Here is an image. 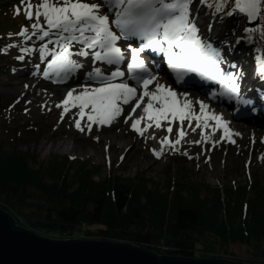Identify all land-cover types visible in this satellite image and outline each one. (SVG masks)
Returning a JSON list of instances; mask_svg holds the SVG:
<instances>
[{
  "label": "rangeland",
  "instance_id": "374dc122",
  "mask_svg": "<svg viewBox=\"0 0 264 264\" xmlns=\"http://www.w3.org/2000/svg\"><path fill=\"white\" fill-rule=\"evenodd\" d=\"M4 2L6 4H3ZM88 2L101 3L99 0H88ZM195 2L205 7L204 10L207 11L206 17H211L213 22H221L222 30H224L222 25H226L228 33L232 35L231 28L241 18H237L236 15L227 16L226 14L217 15L214 18L211 15L209 16L208 13V10H211V8L207 10L200 0H194L192 10L195 12L191 15V18L195 21L199 18L197 12L199 8L194 5ZM31 3L33 5L39 4L40 0H31ZM17 7L20 8L19 14L16 13ZM25 7L26 4L22 5L21 0H0V48H6L7 45L14 44L18 48L10 53L24 55V60L22 61L18 57H15V61L10 62V64H14L13 66L9 64L4 65V61L0 62L3 65L0 66V120L3 118V113L5 114V120H7L6 122L0 121V150L11 151L18 149L37 154L38 162H31L34 168H37L38 164L45 165L50 163L53 157L59 159L66 157L68 162V172L66 174H68L70 180H73L82 171V164L86 163L88 168L94 167L90 175L91 179L98 183L105 180L113 182L117 179L124 180L128 178L137 180L138 183L146 181V191L157 192L158 195L166 197L168 201H173L176 192L179 190H182V196L187 198L191 193L190 188L186 187L189 185H195L200 192V196L206 197L209 192H214V195H216V189L219 191L230 185L245 187L247 192L248 185L252 184L255 180L258 181L260 179L264 182V133H257L255 128L250 124L238 125V123H234L233 120L227 118L225 122H227L228 127L233 133H239V135H232L230 137L231 140L235 141L234 143L230 142L229 139H223L221 143L214 147L206 146L205 143H202L198 148L190 146L184 148L182 142L176 146L179 149L178 151L165 147L166 150L159 162L147 170L144 168V164L146 163V161L144 162V157L153 154V150H156V147L161 145L159 137L168 136L172 141L177 138L180 129L178 121L171 126L173 129L171 134L166 130L169 125L162 124V127L157 129L153 123L151 128H148L143 135H140L131 128L134 119L131 122L128 120V123L124 122L132 112L130 104L124 106L123 114L113 124H93L90 132L87 128V125L90 123L87 119V113L90 109H85L86 115L81 120V125L85 128L83 132L75 127V121L81 119L77 115L79 112L78 108H72L61 120L63 108H58L56 105L62 103L67 91L60 83L57 84L53 80L43 77V71L47 67L48 61L51 60V56L49 55L42 60L39 49L47 43V38L41 41L36 37H32L31 40L25 41L17 35L25 27L31 31V24L35 22V17H33V20L26 18L24 14ZM40 23L44 24L43 17L40 18ZM211 28V23H208L199 29L202 40L207 36L208 40L212 41L213 35L211 32L208 33ZM239 31L240 27L238 26L237 32ZM10 33L12 34L11 36H9ZM224 34L223 32L222 35ZM233 39H235L234 41H238V33ZM75 46L79 48L74 49ZM75 46L72 49L74 52L78 51L81 47L79 44ZM217 46L221 52L222 46L219 42ZM23 47L33 49V51L24 54L21 52V48ZM48 47L52 49L55 45L49 44ZM263 48L264 45L260 48V53L263 52L264 54ZM225 51L223 50V53ZM73 58L77 60L76 56H73ZM83 58L85 57L79 56L78 62L83 65L81 70L84 72H90L93 67H98V64L92 61L91 55L86 58L87 60L82 61ZM253 64L254 61L247 57L244 62H241L240 65L238 64L240 74L243 75L249 71H255L256 68ZM37 65H39V71H37ZM246 66H249V68L245 69ZM21 71L23 73V81L19 82L18 78L20 77H16L15 75L18 72L21 73ZM25 74H29L33 78L31 80L24 79L28 77ZM105 74L107 75L106 72ZM256 76L259 78L260 73H256ZM157 79L160 80L159 76ZM117 82L120 81L118 80ZM26 85L27 87H25ZM165 86L168 85L165 83ZM150 90H155V84L150 85ZM175 92H177L180 98L186 96L192 100L195 112L197 114L200 112V106L196 102L202 101L201 99H204V97L191 94L195 93V91L188 92L190 94H186V91ZM197 97L201 99H197ZM17 100L19 103H17ZM9 112L12 115L10 118H8L10 116ZM225 113L228 115V112ZM147 124V120L143 121L140 127L144 128ZM184 130L186 132L191 131L187 121L184 123ZM220 132L224 134L223 128ZM202 136L203 134L198 137L189 136L184 142L197 145L199 144L197 142L201 141ZM152 137H155V139ZM97 138L99 139L98 144L94 143V140ZM106 138L114 144H118L120 141L124 144L134 142V148L128 152L126 160L120 164L121 166L115 165L117 161L110 163L108 160H105L104 162V158L109 159L110 157V151L104 145ZM141 138L142 140L140 141ZM144 138L146 139L145 143L143 142ZM61 141L73 143L78 149L75 151L60 149L58 143ZM113 151L115 158L120 150ZM185 152H187V155L183 154ZM189 155H198L199 158L190 159ZM183 182L185 186L181 185ZM27 192L28 197L23 202L20 211L29 218L38 219L45 213L47 208L62 205L60 201L46 197L34 189L28 188ZM145 194L144 192L141 195L142 204L148 198ZM248 196L255 198V195H252L250 190H248ZM107 198H113L111 191ZM245 202L242 201V205ZM246 212V207L244 206L241 214L244 215ZM9 214L15 222L17 220L20 222L24 221V219H18V216L14 214ZM18 226L26 228L23 225ZM95 227V225L81 226L79 229L82 228V231H75L64 235H59L58 233L48 235L38 234L56 240H94L99 238L90 237V235L84 234L83 230L84 228L94 229ZM206 239L208 242L204 246L199 245V248H196L197 251L195 250L197 258L211 257L204 253L203 248H205L206 252L212 253L217 250V245L210 242L211 240L208 237ZM152 245L160 250L167 248V245H163L162 242H155ZM218 251L219 253L222 252L223 248H219ZM227 252V258L245 260V258L249 257L251 249L244 244L229 243Z\"/></svg>",
  "mask_w": 264,
  "mask_h": 264
},
{
  "label": "snow or ice",
  "instance_id": "6c2138e0",
  "mask_svg": "<svg viewBox=\"0 0 264 264\" xmlns=\"http://www.w3.org/2000/svg\"><path fill=\"white\" fill-rule=\"evenodd\" d=\"M200 2L206 7L214 8L216 12H222L227 0ZM21 3L26 4V18L33 20L35 17V22L31 24V31L25 27L17 35L25 41L31 40L32 37L41 41L47 38V43L39 49L42 60L51 56L43 71L45 79L56 83L66 82L70 76L83 68L73 56L87 58L91 55L94 63L116 66V70L107 75L100 67H93L92 71L86 74V79L98 86L82 85L80 90L70 89L62 103L56 105L63 108L61 120L72 108H78L77 115L81 119L75 121V127L83 132L85 128L82 127L81 120L86 115L85 109H90L87 113L90 122L87 128L90 132L93 124H113L123 114L124 106L134 101L132 112L124 122L128 123L136 109L143 105V115L135 118L131 124L132 130L140 135L151 128L153 123L155 128H161L162 122L168 123L166 130L171 134L172 123L179 122L177 138L172 141L168 136H164L160 141L161 149L153 150L157 158L163 154L165 147L179 150L176 146L180 145L187 135L184 130L185 121L195 132L197 128H207L208 121L214 120L223 128L222 139L235 142L230 137L239 133H233L227 122L222 121V117L214 113L209 115L205 111L208 105L203 101L196 102L200 106V113L197 114L193 101L186 96L181 99L171 87L160 84L141 57L146 50L162 53L167 57L168 65L178 82L183 81L189 73H197L205 79L219 80L225 89L220 95H232L239 103H248L239 97V84L235 75H228V83H225V76L219 68V62L222 60L219 50L201 39L197 24L191 18L194 0H101V3H90L88 0H40L36 5H33L31 0H21ZM236 11L245 14L250 21L264 19V0H235L234 9L226 15L232 16ZM16 13H20L19 7L16 8ZM41 17L44 24L40 23ZM245 31L260 32L264 36V26L259 29L247 28ZM11 35L10 33L9 36ZM131 37H139L142 41L140 46L129 45L127 49L130 52L127 73L129 79L135 81L141 89L139 92L137 87L131 86L123 79L125 72L119 67L126 56L125 50L118 42ZM49 44L55 47L49 49ZM77 44L81 47L74 52L72 49ZM15 46L9 44L6 48H0V52H6L7 48ZM32 51L33 49L27 47L21 48L24 54ZM18 59L24 60V55H20ZM255 60L259 73L264 74V54L257 55ZM36 68L39 71V65ZM118 80L120 82H117ZM152 84H155V90H150ZM215 95L216 93H213V97ZM145 120L152 123L141 128L140 125ZM193 120L196 121L195 127L192 125ZM183 154L187 155V152Z\"/></svg>",
  "mask_w": 264,
  "mask_h": 264
},
{
  "label": "trees",
  "instance_id": "16d2710c",
  "mask_svg": "<svg viewBox=\"0 0 264 264\" xmlns=\"http://www.w3.org/2000/svg\"><path fill=\"white\" fill-rule=\"evenodd\" d=\"M249 36L257 45H263L264 36L260 32ZM16 48L0 52V62L8 63L15 55L10 52ZM2 117L0 121L6 122L4 113ZM37 158V154L29 151L0 150V208L24 219L23 222L17 220L18 225L46 235L71 234L82 231L81 226L95 225L94 229L84 228V234L136 244L159 255L182 257H196V248L204 246L208 237L217 245L216 253L206 252L203 248L208 256L228 255V244L240 243L251 249L245 261L264 262V182L260 179L249 184L247 192L245 187L230 185L219 191L216 189V195L209 192L206 197L200 196L195 185H189L186 186L191 190L189 198H184L179 190L173 201H168L157 192L146 191V181L138 183L128 178L98 183L91 179L94 167L88 168L86 163L70 180L66 174V157H53L50 163L34 168L31 162L37 163ZM181 185L185 186V183ZM28 188L58 200L62 205L47 208L38 219L29 218L20 211L28 197ZM248 190L255 198L247 197ZM110 191L112 199L107 198ZM144 192L148 198L142 204ZM242 201L248 205L244 215L241 214ZM155 242H162L167 248L160 250L152 245ZM219 248H223L220 253Z\"/></svg>",
  "mask_w": 264,
  "mask_h": 264
},
{
  "label": "bare ground",
  "instance_id": "6f19581e",
  "mask_svg": "<svg viewBox=\"0 0 264 264\" xmlns=\"http://www.w3.org/2000/svg\"><path fill=\"white\" fill-rule=\"evenodd\" d=\"M198 9V15L199 18L195 21L197 24L198 29H200L203 25H207L208 23H211L212 28L209 30L208 33L211 32V34L213 35L212 41L208 40V37L206 36L205 38H203V41L207 44H210L214 49L219 50L217 43L219 42L222 46V50L220 52V54L223 53V50H226L224 55L225 58L224 60L221 62H219V68L221 70V72L224 74L225 76V83L227 84V80L226 77L230 74L235 75L237 77V83L239 84V95H240V99L243 101H247L248 103H239L237 101V99L235 97H233L232 95H228L227 98H221L219 97L217 94L215 95V97H213V93H215V90L218 88L219 85H217L216 83H220L221 82L219 80H210V79H206V83L209 85L207 90L208 93L211 95L212 99L214 100V102H211L210 100L204 99L203 102L205 104L208 105V109H206L205 111L211 115V114H216L217 116L222 117V120L226 117L224 113L219 111V108L221 105L225 106L226 108H233L234 109H238L241 111H253L256 115V119L257 121V126L256 128V132H263L264 133V113H262V108L264 107V94L263 93H259L257 92V87L261 88L264 87V79H258L256 74L254 73V71H249L243 75L240 74L239 69H238V64L240 65L241 62L245 59L246 57V47L243 44V42L241 41H232L231 40V35L230 33H228V27H226V25H222V27L224 28V30L221 29V22L216 21L213 22L211 17H206L207 11L204 10V6L199 5L198 3L194 4ZM208 10V9H207ZM195 11L192 10V14ZM209 16H212V12L210 10H208ZM214 17V16H213ZM113 17H110V19ZM215 18V17H214ZM225 33L224 35H222V33ZM229 34V35H228ZM119 46L121 48H123V44L118 43ZM245 55V56H244ZM158 56V55H157ZM78 57L76 56V59L78 61ZM158 58L160 59V57L158 56ZM75 59V58H73ZM83 60H87L86 58H83ZM95 64H98V67H100L104 72H106L107 74H110L113 71V67H104L102 66V63L100 62H96ZM123 65V63L121 64ZM88 72H84L83 70L79 69L74 75L70 76V78L63 83H60V85L64 86V89L68 92L70 89L76 88L77 90H80L82 85H90V86H98L96 85L93 81L87 80L86 79V74ZM16 77H20L18 78L19 82L23 81V73L21 71L18 72L16 75ZM25 76H28L27 78L24 79H28L31 80L33 77H30L29 74H25ZM252 77V78H249ZM249 78V81H248ZM126 80L129 81L128 78H126ZM255 81V86L254 88L250 87V84H253V82ZM160 84H163V82H159ZM59 84V83H57ZM138 88V92L141 90L139 87ZM56 89V88H55ZM67 92H66V96L67 97ZM185 97V96H183ZM183 97L181 99H183ZM145 100H147V98H145ZM218 101H220V103H217ZM135 102L133 101V103H131V107L133 108ZM142 108L143 105L141 106V108L136 109V113L132 116V119H129V122H131L133 119L137 118L140 115H143L142 113ZM200 113V112H199ZM198 113V114H199ZM146 121V120H145ZM252 122V121H251ZM148 123H152L149 122ZM176 122H173L171 126H173ZM185 123V122H184ZM235 123V122H234ZM143 124V121L142 123ZM162 124L164 125H168L167 122H162ZM192 124L195 127L196 121L193 120ZM208 127L207 128H197L195 132L188 131L187 135L185 137V139H183L181 141L182 146L184 148H186L187 146L190 147H195L198 148L200 144L205 143L206 146H216L220 143L222 137V134L220 132V130L222 129V127H219L217 125V122L214 120H209L208 121ZM203 136L201 137V141L199 142V144H192L189 142H184L186 140L187 137L191 136V137H198L200 135ZM126 136H128V134H126ZM204 137H209V139L205 140ZM74 138H76L74 136ZM163 137H159V139H162ZM105 147H107V149L110 151V157L109 159L104 158V162L105 160H108L110 163L117 161V164H115L116 166H121V163H124L126 160V155L128 154L129 151H132V149L134 148L133 143L131 142H127V143H121L119 142L118 144H114L113 142H111L109 139H105ZM142 140V138L140 139V141ZM217 141H219V143H217ZM144 143L146 142V139L144 138ZM94 143H99V139H95ZM58 147L60 149H65L68 151H75L76 149H78V147H75V145L73 143L70 142H64L61 141L58 143ZM161 149V145H158L156 147V151H159ZM113 150H120L117 156H115L114 158V151ZM166 149H164L165 152ZM163 152V153H164ZM112 153V155H111ZM112 156V157H111ZM163 156V154L157 158V156L153 153V154H149L146 157H144V162L146 161V163L144 164V168L149 170L153 165H156L157 162H159L160 158ZM188 157H192L193 159H197L199 158L198 155H189Z\"/></svg>",
  "mask_w": 264,
  "mask_h": 264
},
{
  "label": "water",
  "instance_id": "95a60500",
  "mask_svg": "<svg viewBox=\"0 0 264 264\" xmlns=\"http://www.w3.org/2000/svg\"><path fill=\"white\" fill-rule=\"evenodd\" d=\"M235 7V0L233 8ZM259 19L247 22L255 26ZM0 264H264L220 257H182L102 239H51L17 226L0 209Z\"/></svg>",
  "mask_w": 264,
  "mask_h": 264
}]
</instances>
